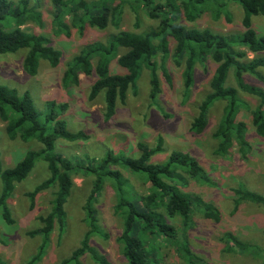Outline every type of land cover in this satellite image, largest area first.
Returning <instances> with one entry per match:
<instances>
[{"label": "rangeland", "instance_id": "rangeland-1", "mask_svg": "<svg viewBox=\"0 0 264 264\" xmlns=\"http://www.w3.org/2000/svg\"><path fill=\"white\" fill-rule=\"evenodd\" d=\"M10 1L17 3L19 0ZM119 1L115 0L114 3L117 4ZM218 2L221 3L219 7L215 5L218 3L213 4V11L208 9L193 21H188L181 11L177 16V22L189 28H209L213 32L235 38L244 29L242 24L244 11L236 1L218 0ZM27 8L30 10V17L21 27L48 37L47 45L60 53L58 63L52 66L48 60L40 58L38 71L31 76L22 66L26 48L0 53V83L15 88L19 93L27 91L35 108L41 112L43 121L49 109V102L57 105L65 104L66 107L59 116L65 120L67 128L74 132L82 131L87 135L85 139L68 141L57 138L55 141L53 151L62 154L75 164L74 185L64 205L66 211L64 230L61 233L57 228L53 230L40 259L34 264H57L63 258L69 257L81 244L87 230L82 206L91 191L93 179L83 168L82 163H86L88 158H100L108 150L114 154L136 157L140 153L137 148L139 141L151 147L160 144V150L151 156L150 162H164L172 151L177 150L195 157L199 165L206 170L208 181H196L187 177L188 182L184 189L215 205L219 209V221L205 218L199 207H194L188 225H184L178 216L167 219L178 229L181 240L183 235L187 237L189 247L195 253L194 264H264V206L243 201L232 213L234 188L243 186L264 196V137L256 134L251 123V109L257 106L261 99L242 90L238 91L241 102H238L237 119L245 122L247 126L249 150L243 153L234 146L224 155L215 153L217 139L213 133L219 123L225 102L223 100L213 102L208 110V122L203 131H193L191 124L197 115L200 101L210 91V81L216 63L210 57L203 62H197L193 85L189 90H185L181 77L183 64H176L173 61L171 53L175 42L170 39V53L164 62L159 53L155 57L160 84V93L155 100H151L148 96L150 74L149 70L143 67L136 81V93L130 89L125 102H118L114 112L110 117H106L103 92L94 99H89L90 87L97 78L95 71L92 70L89 75L80 72L78 84L65 87L63 74L67 61L86 43L106 42L110 34L123 30L141 32L148 27L156 26L158 19L150 18L138 3L126 1L121 8L118 27L109 24L108 27L99 29L84 22L83 28L79 29L70 24L67 15L69 34H65L59 31L54 23V11L50 0H28ZM3 16L4 18H0V25L8 30L14 25V17L9 13ZM250 21L257 37H264L263 17L259 14L252 15ZM233 46L246 51V56L240 59L242 62H247L256 56L244 46H239L237 43ZM123 51L124 49L120 48L119 52ZM257 56L264 58V50ZM92 64L94 68L95 61ZM162 65L170 81L164 77L160 69ZM258 68L261 78L245 72L244 81L264 90L262 80L264 69ZM109 71L119 74L126 72L118 65L116 58L109 63ZM232 71L233 67L225 84L235 86ZM4 126L5 123L0 119V159L2 168L6 169L22 159L26 151L37 149L41 145L35 140L24 142L19 138L9 139ZM120 170L126 179L127 194L134 196L149 192V185L142 175L124 168ZM48 175L46 162L38 159L27 177L15 183L8 200L13 222L7 224L0 212V259L4 264H28L39 249L42 237L30 235L29 232L40 226L39 216L50 211L54 187L40 191L36 195L33 208L30 207L27 192ZM114 205V189L106 182L95 206L99 224L108 237L93 235L90 243L107 254L113 264H127L118 241L122 219L114 211ZM226 232L237 235L244 244L248 245V248H234L227 251L226 245L221 240ZM136 235L142 239L146 238L148 249L156 252L159 264H189L160 236L148 237L141 231H137ZM81 262L96 264L87 254L82 256Z\"/></svg>", "mask_w": 264, "mask_h": 264}, {"label": "trees", "instance_id": "trees-1", "mask_svg": "<svg viewBox=\"0 0 264 264\" xmlns=\"http://www.w3.org/2000/svg\"><path fill=\"white\" fill-rule=\"evenodd\" d=\"M126 1L138 3L150 18L158 19L157 25L141 32L123 30L112 33L106 42L86 43L67 61L63 74L65 87L78 84L80 72L89 75L94 70L97 78L90 87L89 99H94L103 92L105 116L110 117L116 104L125 102L130 89L136 93V81L142 68L145 67L150 74L148 96L151 100H155L160 93L158 64L155 57L159 53L164 62L170 53L171 39L175 42L171 53L173 61L176 64H183L181 77L185 90H189L193 85L197 62H203L210 57L216 63L210 81V91L200 101L191 129L195 132L203 131L208 122L209 108L214 101L223 100L225 104L222 115L213 133L217 139L215 153L224 155L234 146L243 153L247 152L250 148L246 136L247 126L245 122L237 119L240 101L238 91L242 90L261 99L260 103L251 109V123L256 134L264 137V90L245 82L243 76V73L248 72L261 78L262 75L257 69L258 67L264 69V58L257 56L264 50V37H257L250 21V17L257 14L264 19V0H233L239 3L244 11L242 18L244 29L235 38L213 32L209 28H189L177 22V16L181 11L188 21H193L206 10L213 11V4L218 3L215 5L219 7L221 3L218 0H120L117 4L114 3L115 0H50V3L57 29L69 34L67 15L70 24L79 29L83 28L84 22L99 29H104L109 24L118 27L121 8ZM27 4L28 0H19L17 3L0 0V18H4L5 13L14 17V25L10 29L5 30L0 25V53L26 48L22 66L28 75L33 76L38 71L40 58L48 60L54 66L58 63L60 53L47 45L48 37L21 27L30 17ZM235 43L244 46L256 56L247 62H242L240 59L247 53L245 50L235 48L233 46ZM120 48L124 51L119 52ZM114 58L118 65L126 70L125 73L109 71V63ZM93 61H95L94 68ZM231 67H233L235 86L225 84ZM160 69L166 80L170 81L163 65ZM262 80L264 82V78ZM65 107V104L57 105L49 102V109L43 121L41 112L35 108L27 91L19 93L15 88L0 83V119L5 123L4 130L7 137L11 140L19 138L24 142L35 140L41 145L37 149L26 151L23 158L12 167L3 169L0 159V212L4 221L7 224L13 222L8 200L15 183L27 177L38 159L46 162L49 175L27 192L30 207H34L36 195L40 191L54 187L50 211L40 215V226L29 232L30 235L41 236L42 242L28 264H34L40 259L53 230L57 228L61 233L66 224L64 205L74 185L75 164L62 154L53 151L55 141L57 138L68 141L87 138L84 132H74L67 128L65 120L59 116ZM137 148L140 153L136 157L114 154L108 150L102 157L88 158L86 163H82L83 168L93 177L91 191L82 206L87 230L80 246L57 264H82L81 258L86 254L96 264H113L107 254L90 243L93 235L108 237L99 224L95 206L106 182L114 189V211L122 219L118 241L127 264H159L156 252L148 249L146 238L137 236V231L147 234L148 237L160 236L172 245L175 252L187 263L194 264L195 253L189 247L187 237L183 235L181 240L178 229L167 219L178 216L184 225H188L194 207H199L205 218L219 221V209L215 205L184 189L188 182L187 177L196 181H208L206 170L187 152L174 150L164 162L153 163L150 162V158L160 150V144L151 147L139 141ZM120 168L142 175L149 185V192L134 196L127 194L126 179ZM233 196L232 213L243 201L264 206L262 194L243 186L234 188ZM221 240L226 245L227 251L234 248H248V245L232 232L224 233ZM0 264H4L1 259Z\"/></svg>", "mask_w": 264, "mask_h": 264}]
</instances>
